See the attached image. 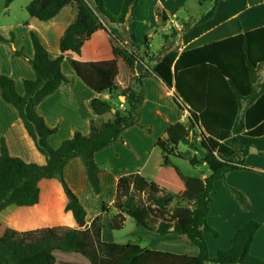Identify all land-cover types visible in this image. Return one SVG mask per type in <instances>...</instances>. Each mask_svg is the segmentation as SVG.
Returning a JSON list of instances; mask_svg holds the SVG:
<instances>
[{"label": "trees", "instance_id": "1", "mask_svg": "<svg viewBox=\"0 0 264 264\" xmlns=\"http://www.w3.org/2000/svg\"><path fill=\"white\" fill-rule=\"evenodd\" d=\"M14 0H5L8 9ZM140 0H123L119 15L110 13L104 0H33L28 14L42 22L55 18L68 5L76 4L74 22L67 28L62 41V53L80 55L82 47L95 33H108L116 59L122 60L130 72V85L123 89L117 81V60L83 63L69 60L78 78L97 94H106L125 106L115 108L111 101L93 99L90 109L96 116L114 112L112 121L90 122V134L77 132L72 139L53 149L49 138L56 129L49 128L37 114L38 105L53 95L70 79L62 72L64 56L51 58L36 33L30 38L34 57L19 51L13 40L9 43L15 57L23 58L34 70L35 80L24 81L25 94L19 95L16 84L8 76L0 75V95L13 106L38 152L46 158V165L28 164L10 156L4 141L0 150V215L9 207H33L40 202L39 184L56 180L67 199L65 211L72 213L80 230H66L65 234H50L43 242L22 245L14 241H0V264H264L251 255V248L262 225L251 221L242 226L231 240L228 250L210 257L207 234H220L208 223L215 185L225 182L232 172L248 170L247 158L252 149L264 157V27L237 36L186 50L179 54L181 34L209 21L220 0H204L209 5L197 19L183 23L181 34L174 28L166 36L170 40L157 59L149 56V38L140 43L131 30L134 12ZM164 23L169 18L160 14ZM168 46V47H167ZM155 64H152L154 63ZM156 77L167 88L175 89L174 102L187 112V131L190 137L181 138L197 155L198 163H209L211 173L203 178V191L195 201L161 189L139 175L119 179L112 204L102 210L111 215L110 227L121 231L127 218L150 244L186 241L198 248L197 256H181L156 252L136 244L101 241L104 226L101 218L83 226L87 213L78 197L68 186L64 170L73 159H81L95 195L102 193L100 174L95 155L122 141L124 131L140 126L145 102L144 80ZM125 98V103L120 99ZM150 132V130H148ZM174 150H167L163 165H170ZM196 161V160H195ZM239 205L250 210V200L239 190L230 188Z\"/></svg>", "mask_w": 264, "mask_h": 264}, {"label": "crops", "instance_id": "2", "mask_svg": "<svg viewBox=\"0 0 264 264\" xmlns=\"http://www.w3.org/2000/svg\"><path fill=\"white\" fill-rule=\"evenodd\" d=\"M189 1L140 0L139 7L134 12L131 30L140 43L149 38L147 51L149 56L157 59L164 46L170 42L165 38L170 34L174 24L178 23L182 26L189 19H197L189 12L187 7ZM122 2L123 0H104L107 10L113 15L120 14ZM162 13L169 18L168 23L163 22L160 16ZM75 16L74 3L65 6L48 22L32 17L26 26L29 33L37 34L51 58L64 56L62 72L70 79L69 85L61 86L36 109L46 125L56 129V134L49 138L53 149L59 148L64 141L72 139L77 132L88 136L91 121L101 125L113 120V111H108L103 116H96L91 111L90 102L93 99L111 101L115 108L120 109L119 102L111 99L109 95L97 94L86 86L70 67L69 60L83 63L117 60L118 84L123 89L130 85V72L122 60L116 59L110 36L106 32L95 33L84 43L80 55L71 51L62 53V38L67 28L74 22ZM262 27H264V0H220L214 16L209 21L181 34L178 44L179 54ZM23 51L29 58L34 57L32 41L26 44ZM0 75L13 79L16 91L21 96L25 94L24 81L36 79L32 67L23 59L14 57L12 52L1 61ZM144 90L146 97L140 126L124 131L122 141L95 155L96 163L102 170L101 195L94 194L81 159L71 160L64 170L68 186L86 210L87 217L83 226H88L97 218H101L104 226L101 232L102 242L115 243L113 238L106 237L107 233L113 234L110 227L111 215L104 212L102 206L103 204L112 206L120 178L139 175L154 182L161 189L191 202L195 201L203 191L200 184L195 185L194 180L184 179L178 169H170L163 165L162 154L165 152V147L169 150L174 148L172 154L176 157L184 153L178 151V145L175 147L172 145L177 143L172 140V136L178 129L180 135L174 136L178 142L184 137V130L187 132V128H177L180 123L183 125L187 121V116H184V112L173 100L175 89H169L156 77H150L144 80ZM176 114H180L179 119ZM155 128H159V132H156ZM2 141L6 144L10 156L28 164L46 165V158L36 149L17 110L5 103L0 95V150ZM158 150L159 154L156 155ZM254 151L256 150L250 151L246 161L248 170L232 172L226 176L225 182H218L215 185L208 223L220 236L216 238L212 234L206 235L211 258H215L219 251L231 247L233 236L242 226L256 221L262 227L255 236L251 255L264 260V161H251ZM39 187L41 191L39 204L33 207H9L0 215V241L32 245L43 242L50 234L62 235L66 230L81 229V226L74 221L72 213L65 211L67 199L60 183L56 180H43ZM230 188H235L248 197L251 202L250 210L246 211L239 205ZM187 195L193 198L188 199ZM129 219L127 218V221ZM143 239L144 241L139 239L145 244L141 246L143 248L149 247L152 251L181 256L185 254L172 248H164L162 245L168 244L167 242L150 244L147 239ZM180 242L183 241L176 243ZM198 253V248L193 246L186 256L194 257Z\"/></svg>", "mask_w": 264, "mask_h": 264}, {"label": "rangeland", "instance_id": "3", "mask_svg": "<svg viewBox=\"0 0 264 264\" xmlns=\"http://www.w3.org/2000/svg\"><path fill=\"white\" fill-rule=\"evenodd\" d=\"M32 1L33 0H14L11 6L7 9L5 7V0H0V36L8 41L12 39L15 47L19 51H23L26 44L28 45V42L31 41L30 33L26 26L32 17L26 11V7ZM187 7L189 9V12L195 15L197 18L201 16L204 12H207L209 9V5L206 4L204 0H190ZM9 52L13 53V49L11 45L9 43L0 41V64H1V61L4 60V58L8 57ZM176 116L179 119L180 114H176ZM184 116H188L187 112H184ZM184 120L186 121L185 117H184ZM187 126L188 125L186 121L184 122L183 125H181L180 123L177 128L180 127V129H185L187 128ZM159 130H160L159 128H155L156 132L157 131L159 132ZM177 132L174 133V135L172 136V140L176 141L177 143L172 144V145L174 147L178 145V151L184 152V153L180 154L179 157L170 156L171 160H170V165L168 167L170 169H173V168L178 169L179 172L184 176V179L194 180L195 185L200 184L201 185L200 188L203 189V178L204 176H208L211 173L210 164H213L216 161L212 157H210L209 158L210 164L209 163H205V164L198 163L197 160L199 159V156L197 159L196 157L197 154L195 152H193L187 145H184L181 141L178 142V139L174 137L176 135H180L179 129L177 130ZM184 137H190V140L193 139L188 134V131L186 132L185 130H184ZM172 149L175 150L174 148ZM167 150H169V148L167 149V147H165L164 151H167ZM158 154H159V150L157 151L156 155ZM167 155L168 154H165V152H163L162 154L163 158L164 156H167ZM257 160L264 161V157H260L256 153V151H254V153H252V156H251V161H257ZM191 190H193V188ZM186 197L188 199L193 198L190 195H187ZM66 223L69 224L68 221H66ZM142 235H143L142 230L138 231L136 228L135 222L132 219H129L127 221V224L123 228V230L117 231V232L114 231L113 234L107 233L106 237L110 236V238H113L114 242L118 244L131 243V244H136L140 246H145L144 242L141 243L139 241V239H142V241H144ZM148 241L146 243H148ZM162 246L164 248L175 249L174 251H179L181 253L184 252L185 253L184 255H189V253L191 252L193 248V246L188 244L185 240L183 242L175 243V244L174 243H168L165 245L163 244Z\"/></svg>", "mask_w": 264, "mask_h": 264}, {"label": "built area", "instance_id": "4", "mask_svg": "<svg viewBox=\"0 0 264 264\" xmlns=\"http://www.w3.org/2000/svg\"><path fill=\"white\" fill-rule=\"evenodd\" d=\"M172 28H174L180 34L182 32V29H183V27L181 26V24H178V23L177 24H174V26ZM172 28H171V30H172ZM120 109L121 110H125V106L123 104H121L120 105Z\"/></svg>", "mask_w": 264, "mask_h": 264}, {"label": "water", "instance_id": "5", "mask_svg": "<svg viewBox=\"0 0 264 264\" xmlns=\"http://www.w3.org/2000/svg\"><path fill=\"white\" fill-rule=\"evenodd\" d=\"M120 102H121V103H125V98H121V99H120Z\"/></svg>", "mask_w": 264, "mask_h": 264}]
</instances>
